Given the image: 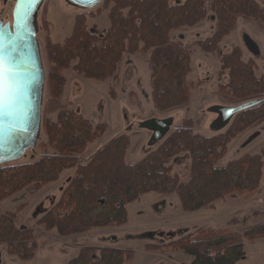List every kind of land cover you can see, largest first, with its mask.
I'll list each match as a JSON object with an SVG mask.
<instances>
[{"label": "trees", "instance_id": "1", "mask_svg": "<svg viewBox=\"0 0 264 264\" xmlns=\"http://www.w3.org/2000/svg\"><path fill=\"white\" fill-rule=\"evenodd\" d=\"M110 28L106 34L88 30L86 13L76 16L74 31L62 43L49 40L46 55L48 98L43 110L46 142L43 153L30 162L0 167V201L29 187L40 191L60 179L71 168L60 199L48 210H40L36 227L71 236L97 228L122 226L128 221L127 205L141 195L176 192L185 211L211 207L221 199L238 194L247 200L259 192L263 174L261 154H246L219 166L229 144L238 134L264 123V103L239 112L223 130L204 134L196 131L192 119H184L155 148L134 164L126 162L130 135L121 133L81 161L89 145L107 131L105 123L94 124L62 103L66 83L64 71L73 69L86 78L115 77L125 53L151 51L152 98L160 112L185 106L191 97V51L171 33L200 24L212 11L216 15L214 33L197 44L207 52L219 50L220 43L237 25L239 18L254 19L264 25V7L257 0H186L175 5L169 0H108ZM222 72L229 81L221 84L218 97L223 105H238L264 99V76L255 73L253 60L243 59V50L234 46L220 54ZM55 117H52V115ZM153 147V146H151ZM51 150V152H49ZM191 156L190 180L181 182L173 172V159ZM14 213L0 215V245L21 260L36 253V232L19 227ZM250 241L264 237V223L247 231ZM147 249L183 251L192 256L190 264H236L246 253L242 236L232 229L201 228L162 245ZM130 249L83 247L64 264H125L134 261Z\"/></svg>", "mask_w": 264, "mask_h": 264}, {"label": "rangeland", "instance_id": "2", "mask_svg": "<svg viewBox=\"0 0 264 264\" xmlns=\"http://www.w3.org/2000/svg\"><path fill=\"white\" fill-rule=\"evenodd\" d=\"M15 1L7 0L5 3L0 0V12L2 11L0 16L3 19L12 20ZM185 1L169 0V4L175 5ZM257 1L264 7V0ZM111 5L110 1L103 0L97 7L83 11L70 6L64 0H45L39 12L38 39L46 73L49 68L47 42L51 40L62 43L72 35L76 16L81 13H86L88 30L94 29L100 34H106L110 28ZM216 22V15L209 11L200 24L183 27L171 33L172 39L180 40L185 46L190 47L191 70L188 81L192 83L189 102L171 112H160L154 107L149 65L150 50L125 53L116 76L105 80L84 77L73 69L76 64V61H73L72 66L64 71L66 83L62 103L94 124L105 123L108 126L104 135L89 145L81 161L86 160L91 153L117 135L127 133L130 135V145L126 162L129 164L138 162L156 147L149 144L152 133L139 127L140 122L150 118L171 116L174 118L173 128L180 126L184 119H192L196 131L204 134L213 133L211 124L217 115L209 110L215 105L223 104L218 97V89L221 84L228 83L230 78L228 71L221 73L220 54L229 53L234 46H239L243 50V59L255 62L256 75L264 76V25H260L254 19L239 18L236 28L220 43L219 50L207 52L197 42L214 33ZM247 38L257 45L259 54H254L249 49ZM47 98L46 86L40 140L35 150L28 151L19 162L33 161L44 151L39 144L47 141L43 133V110ZM263 151L264 123H261L238 134L231 141L219 166H226L243 155L261 154ZM190 163L189 152L177 155L172 161L173 172L179 175L181 182L190 180ZM74 173L75 168H71L65 171L64 176ZM51 184L40 191L29 187L0 201V215L14 213L19 227L35 230L37 243L35 256L28 261L9 254L6 245H0V264H64L74 258L81 248L87 246L133 250L134 261L125 264H190L192 256L183 251L147 249L146 246L166 244L204 227L229 228L242 236L246 257L236 264H264V237L252 242L246 234L254 226L264 223V157L259 192L250 199L244 200L240 195L234 194L231 198L216 201L211 207L188 212L182 208L176 192L167 194L150 192L127 205L128 221L124 225L97 228L71 236H60L56 231L36 227L40 210L50 209L60 199L67 181L59 187Z\"/></svg>", "mask_w": 264, "mask_h": 264}, {"label": "water", "instance_id": "3", "mask_svg": "<svg viewBox=\"0 0 264 264\" xmlns=\"http://www.w3.org/2000/svg\"><path fill=\"white\" fill-rule=\"evenodd\" d=\"M64 1L70 6L87 11L97 7L103 0ZM44 2L45 0H35L30 5L19 7L16 0L12 21L4 22L0 19V36L6 45L4 55L8 58L10 66L15 69L16 84L14 99L0 115V167L17 163L28 151H34L42 134L47 73L38 34L39 12ZM247 43L254 54H259L257 45L251 39L247 38ZM263 103L264 99H255L238 105H215L209 110L217 115L211 129L223 130L236 114ZM173 126L174 118L171 116L150 118L139 123L141 129L152 133L150 146L162 141Z\"/></svg>", "mask_w": 264, "mask_h": 264}, {"label": "snow or ice", "instance_id": "4", "mask_svg": "<svg viewBox=\"0 0 264 264\" xmlns=\"http://www.w3.org/2000/svg\"><path fill=\"white\" fill-rule=\"evenodd\" d=\"M33 2L35 0H18V6L23 7ZM5 47L3 37L0 36V115L3 114L5 107L11 104L16 91L15 69L10 66L8 58L4 55Z\"/></svg>", "mask_w": 264, "mask_h": 264}, {"label": "crops", "instance_id": "5", "mask_svg": "<svg viewBox=\"0 0 264 264\" xmlns=\"http://www.w3.org/2000/svg\"><path fill=\"white\" fill-rule=\"evenodd\" d=\"M64 173H65V172H64ZM64 173H63V175L61 176V178L59 179V181H57V182H55V183H52L51 185H57V186L59 187L60 185H62V183H64L65 181H67V179H68L69 177L72 176V174H69V175L64 176Z\"/></svg>", "mask_w": 264, "mask_h": 264}, {"label": "flooded vegetation", "instance_id": "6", "mask_svg": "<svg viewBox=\"0 0 264 264\" xmlns=\"http://www.w3.org/2000/svg\"><path fill=\"white\" fill-rule=\"evenodd\" d=\"M5 3L7 2V1H5V0H3ZM1 14H2V11L0 12ZM0 19H3L1 16H0ZM4 20V22H7V21H9V20H5V19H3ZM12 21V20H11Z\"/></svg>", "mask_w": 264, "mask_h": 264}]
</instances>
